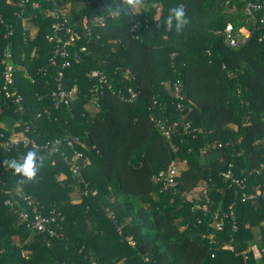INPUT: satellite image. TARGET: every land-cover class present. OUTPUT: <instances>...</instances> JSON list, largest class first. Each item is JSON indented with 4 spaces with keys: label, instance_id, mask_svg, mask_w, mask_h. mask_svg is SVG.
Returning <instances> with one entry per match:
<instances>
[{
    "label": "trees",
    "instance_id": "1",
    "mask_svg": "<svg viewBox=\"0 0 264 264\" xmlns=\"http://www.w3.org/2000/svg\"><path fill=\"white\" fill-rule=\"evenodd\" d=\"M36 1L23 17L17 0L0 2L13 29L5 38L0 24V264H264V199L243 201L264 185V13L252 19L249 0H142L118 16L104 8L113 0H56L79 36L69 48L79 59L60 81L72 100L55 107L61 64H51L55 41L47 40L53 6ZM172 7L189 21L180 33L175 20L171 31L164 26ZM24 18L36 28L33 38ZM227 25L234 35L248 30L244 44L225 43ZM7 46L20 104L1 92ZM13 130L30 143L2 146ZM73 137L79 174L61 156L73 161L63 143ZM55 140L63 144L50 152ZM32 150L46 159L27 181L5 161ZM178 162L186 166L172 184L157 180ZM228 169L240 185L224 178ZM47 182L67 200L47 198ZM74 187L78 204L68 201ZM25 197L43 216L62 218L53 234L21 220L31 208ZM244 243L260 257L240 253Z\"/></svg>",
    "mask_w": 264,
    "mask_h": 264
},
{
    "label": "built area",
    "instance_id": "2",
    "mask_svg": "<svg viewBox=\"0 0 264 264\" xmlns=\"http://www.w3.org/2000/svg\"><path fill=\"white\" fill-rule=\"evenodd\" d=\"M52 2V10L50 12L51 18L54 20L53 25V35L48 36L47 40L49 42L55 41L54 48H53V54L50 59L51 64L54 65L60 60V66L59 69H57V75H58V81L59 85L57 88V91L52 93L53 98V104L55 107L60 106L61 104L67 105L72 98L69 94L65 92V90L60 85V81H62L63 72L62 70L64 68H68L71 66V59H74L77 61L79 59L78 55H70L69 48L74 46L77 39H79V36L76 32L73 31L71 25L69 24V20L61 16L56 0H48ZM18 7L20 8L19 16L23 17L25 15L26 8L28 5L31 6V8H37L38 2L36 0H17ZM257 12H263L264 13V0H249L246 4V13L254 20H256V14ZM260 23H264V18L260 19ZM0 24L4 26L5 30V38H10L12 35L13 29L12 26L7 24L6 22H3L1 16H0ZM249 36V32L247 29L242 28L239 30L238 34H233V29L231 25H227V27L224 30V41L225 43L231 47L236 48L238 46H241L245 43L246 38ZM10 46H7L4 50V62H3V86L1 92L3 93L4 97L8 100H12V102L16 104H20L23 100L21 94L18 91V88L16 87V82L14 78V68L12 64L11 59V53H10ZM82 51L85 50V48L81 49ZM61 68V69H60ZM131 94V97H134L135 94L131 91H129ZM174 94L176 96H179L180 94V88L178 85H174ZM177 108L180 109V105H177ZM162 131L166 139H170L171 137V129L165 128L164 125H160L159 127ZM65 145L70 148L73 151V156L71 157L73 161L71 163L69 162V159L67 156L64 157V155L61 153V156H63L64 160L70 164L71 170L74 173H79V167L75 162L77 159H79L82 156V153L77 151L75 149L76 144H79V140L77 137H73L71 139L65 138L64 139ZM18 142H22L23 144L27 145L30 143V141L23 137L20 140H9L5 144L2 143V146H10V144H17ZM59 140H55L50 145V152H58V146H61L63 144ZM34 148H38L35 144L32 145ZM44 147H47L44 146ZM174 149V147H173ZM229 168L231 165L228 166ZM177 175V170L174 167H171L167 172H161L157 176V180L167 182L168 184H172L174 182V178ZM224 178L229 180L231 184L240 185L241 181L235 179L233 177V174L230 169H228L224 174ZM257 197H260L264 199V185L262 187H258L255 191V194L251 195H244L243 201L245 199H255ZM25 201H27V204L31 207L29 211L22 210L20 213L21 220L26 223L27 227L31 229L32 231L39 232V233H45L48 232L49 234H53V230H51V227L58 226V224L61 222L62 218H58L57 216H43L41 213L38 212L37 208L33 205H31V201L28 197L24 198ZM5 204H10V201L7 200ZM112 216V213L110 214ZM222 221L216 222V229L221 230L222 228ZM132 244V242H130ZM225 249H232V246L227 245L225 246Z\"/></svg>",
    "mask_w": 264,
    "mask_h": 264
},
{
    "label": "clouds",
    "instance_id": "3",
    "mask_svg": "<svg viewBox=\"0 0 264 264\" xmlns=\"http://www.w3.org/2000/svg\"><path fill=\"white\" fill-rule=\"evenodd\" d=\"M142 0H120V4L113 0L112 4H105L104 8L110 13L115 15H124L128 11L134 9L140 5ZM175 20L177 33L181 32V27L188 24L189 21L185 18L184 11L179 7H172L169 10V15L164 22V26L167 30H172V22ZM46 157L40 155L37 150L29 151L26 155L20 158V160L13 159L11 161H5V164L14 169L16 174L22 175L27 181H32L36 178L39 168L44 166V160ZM23 182V181H22Z\"/></svg>",
    "mask_w": 264,
    "mask_h": 264
},
{
    "label": "crops",
    "instance_id": "4",
    "mask_svg": "<svg viewBox=\"0 0 264 264\" xmlns=\"http://www.w3.org/2000/svg\"><path fill=\"white\" fill-rule=\"evenodd\" d=\"M0 2H3L4 4H9V3H11V0H0ZM23 26L27 29L28 28V30H29V35H30V37L31 38H33L34 36H35V34H36V28H34V27H32L31 26V23H29V22H27V21H23ZM24 58V57H23ZM22 58V59H23ZM24 74H25V76L27 75V70H26V67L24 68ZM0 125L2 126L3 124H1L0 123ZM230 128H233L234 129V127H233V125H231L230 126ZM12 133V134H11ZM10 133V135H9V140H20V139H22L24 136H23V134L21 133V132H16V131H12ZM177 164H180L182 167H181V169H183V168H185V166H186V163L185 162H178ZM175 168H176V170H177V167H176V165H175ZM180 169V170H181ZM179 170V171H180ZM179 171L177 170V174L179 173ZM61 181V180H60ZM256 234V241H257V246H258V244H259V242H260V239H261V234H260V229H259V227L258 228H256V229H254V235ZM255 238V237H254ZM249 249H252V251H253V253L255 254V256L256 257H260V251L257 249V247L254 245L252 248H250V247H248V245L246 244V243H244V245H242V246H240L239 245V251H240V253H243V252H246V251H248ZM262 250V249H261ZM238 253V252H237ZM240 253H238V254H240Z\"/></svg>",
    "mask_w": 264,
    "mask_h": 264
},
{
    "label": "rangeland",
    "instance_id": "5",
    "mask_svg": "<svg viewBox=\"0 0 264 264\" xmlns=\"http://www.w3.org/2000/svg\"><path fill=\"white\" fill-rule=\"evenodd\" d=\"M64 12H68V6L64 7ZM24 21H26V18H24ZM87 109L89 111L93 110L91 105H88ZM176 167H177V170L179 171L182 166L180 164H176ZM60 180L62 181V184H66V177L64 175H62L60 177ZM42 192L47 196V198L48 197L49 198H53V194H54L55 196L57 195L58 197H60L62 202H64L63 200H67V198H64L63 196H61L59 194L60 191L56 187L50 185L48 182L46 183V186H45V188L43 189ZM198 196H199V189L195 190L193 193H191L190 197L191 198H193V197L196 198ZM62 197H63V199H62ZM68 201H69V203H72V204H78L79 203L80 198H79V194L77 192V187L73 188V192H71L70 199Z\"/></svg>",
    "mask_w": 264,
    "mask_h": 264
}]
</instances>
